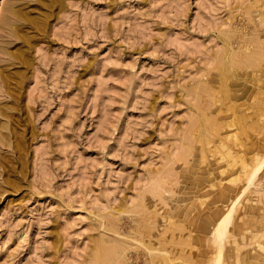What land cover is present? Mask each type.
Masks as SVG:
<instances>
[{
	"label": "rangeland",
	"instance_id": "obj_1",
	"mask_svg": "<svg viewBox=\"0 0 264 264\" xmlns=\"http://www.w3.org/2000/svg\"><path fill=\"white\" fill-rule=\"evenodd\" d=\"M152 263L264 264V0H4L0 264Z\"/></svg>",
	"mask_w": 264,
	"mask_h": 264
},
{
	"label": "bare ground",
	"instance_id": "obj_2",
	"mask_svg": "<svg viewBox=\"0 0 264 264\" xmlns=\"http://www.w3.org/2000/svg\"><path fill=\"white\" fill-rule=\"evenodd\" d=\"M4 6V0H0V10H1V8ZM226 207H228V206H226ZM227 209V208H226ZM225 211H227V210H225ZM230 211V210H229ZM230 217H231V213L229 212L228 214H226L225 216H224V218H223V220H222V223L220 224V226L217 228V231L218 232H221V231H225L226 230V228H227V226H228V224H229V222H230ZM216 232V231H215ZM151 252V251H150ZM153 252H151V254H152ZM155 253V252H154ZM98 255H99V253H98ZM150 255V254H149ZM103 256V255H102ZM107 261V260H106ZM108 262H109V260H108ZM114 262V261H113ZM166 263V262H165ZM153 264V263H152Z\"/></svg>",
	"mask_w": 264,
	"mask_h": 264
}]
</instances>
